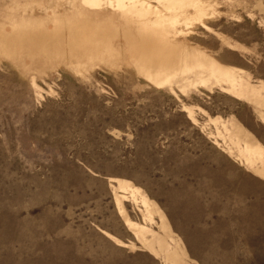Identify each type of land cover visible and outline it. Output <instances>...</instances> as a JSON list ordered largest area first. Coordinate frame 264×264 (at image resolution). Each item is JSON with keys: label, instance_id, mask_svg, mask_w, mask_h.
I'll return each mask as SVG.
<instances>
[{"label": "rangeland", "instance_id": "rangeland-1", "mask_svg": "<svg viewBox=\"0 0 264 264\" xmlns=\"http://www.w3.org/2000/svg\"><path fill=\"white\" fill-rule=\"evenodd\" d=\"M0 264H264V0H0Z\"/></svg>", "mask_w": 264, "mask_h": 264}]
</instances>
